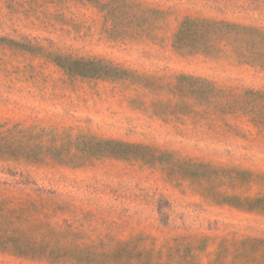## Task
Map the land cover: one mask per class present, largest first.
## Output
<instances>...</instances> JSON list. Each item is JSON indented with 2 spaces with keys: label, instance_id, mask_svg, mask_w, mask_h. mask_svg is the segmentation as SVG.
<instances>
[{
  "label": "rangeland",
  "instance_id": "obj_1",
  "mask_svg": "<svg viewBox=\"0 0 264 264\" xmlns=\"http://www.w3.org/2000/svg\"><path fill=\"white\" fill-rule=\"evenodd\" d=\"M0 264H264V0H0Z\"/></svg>",
  "mask_w": 264,
  "mask_h": 264
}]
</instances>
